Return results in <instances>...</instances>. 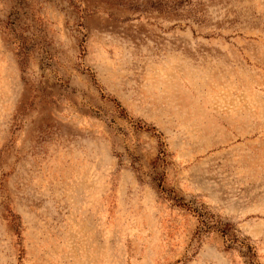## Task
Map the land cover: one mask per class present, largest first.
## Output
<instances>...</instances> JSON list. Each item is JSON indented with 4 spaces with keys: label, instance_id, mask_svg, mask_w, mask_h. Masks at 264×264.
<instances>
[{
    "label": "rangeland",
    "instance_id": "1",
    "mask_svg": "<svg viewBox=\"0 0 264 264\" xmlns=\"http://www.w3.org/2000/svg\"><path fill=\"white\" fill-rule=\"evenodd\" d=\"M0 264H264V0H0Z\"/></svg>",
    "mask_w": 264,
    "mask_h": 264
},
{
    "label": "trees",
    "instance_id": "2",
    "mask_svg": "<svg viewBox=\"0 0 264 264\" xmlns=\"http://www.w3.org/2000/svg\"><path fill=\"white\" fill-rule=\"evenodd\" d=\"M201 226H199V228L195 231L196 236H199L203 231H205V228H208V224H206V222L202 220H201Z\"/></svg>",
    "mask_w": 264,
    "mask_h": 264
}]
</instances>
